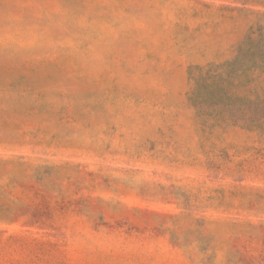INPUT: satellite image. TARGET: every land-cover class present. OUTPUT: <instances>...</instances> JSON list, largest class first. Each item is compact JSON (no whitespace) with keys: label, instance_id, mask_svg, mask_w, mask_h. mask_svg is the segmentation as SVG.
I'll use <instances>...</instances> for the list:
<instances>
[{"label":"rangeland","instance_id":"1","mask_svg":"<svg viewBox=\"0 0 264 264\" xmlns=\"http://www.w3.org/2000/svg\"><path fill=\"white\" fill-rule=\"evenodd\" d=\"M0 264H264V0H0Z\"/></svg>","mask_w":264,"mask_h":264}]
</instances>
